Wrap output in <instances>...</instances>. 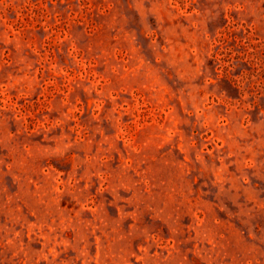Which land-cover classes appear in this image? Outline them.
<instances>
[{
    "label": "rangeland",
    "instance_id": "rangeland-1",
    "mask_svg": "<svg viewBox=\"0 0 264 264\" xmlns=\"http://www.w3.org/2000/svg\"><path fill=\"white\" fill-rule=\"evenodd\" d=\"M0 264H264V0H0Z\"/></svg>",
    "mask_w": 264,
    "mask_h": 264
}]
</instances>
